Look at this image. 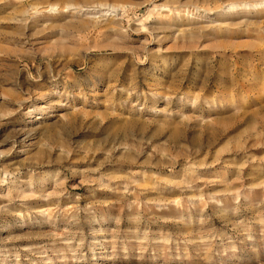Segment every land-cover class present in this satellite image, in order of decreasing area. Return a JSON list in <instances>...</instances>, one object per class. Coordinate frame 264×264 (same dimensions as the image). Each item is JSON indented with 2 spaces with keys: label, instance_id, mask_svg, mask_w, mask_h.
Masks as SVG:
<instances>
[{
  "label": "rangeland",
  "instance_id": "1",
  "mask_svg": "<svg viewBox=\"0 0 264 264\" xmlns=\"http://www.w3.org/2000/svg\"><path fill=\"white\" fill-rule=\"evenodd\" d=\"M0 264H264V0H0Z\"/></svg>",
  "mask_w": 264,
  "mask_h": 264
},
{
  "label": "bare ground",
  "instance_id": "2",
  "mask_svg": "<svg viewBox=\"0 0 264 264\" xmlns=\"http://www.w3.org/2000/svg\"><path fill=\"white\" fill-rule=\"evenodd\" d=\"M71 6H74L73 14L82 17V19H80L81 24L83 25L84 23L86 26L90 25L92 27H97L98 23L102 22L103 20H107L108 22L106 23H113L116 22L119 17L120 9L119 7L114 5L111 6L109 4L101 3L99 5H93L91 7L89 6L88 8H84V6L74 4L65 5V7L67 8H70ZM59 7L61 6H59V4L57 3H50L49 5H47L46 9L52 12L59 9Z\"/></svg>",
  "mask_w": 264,
  "mask_h": 264
}]
</instances>
